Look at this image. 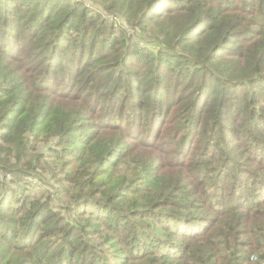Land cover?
<instances>
[{"label": "trees", "instance_id": "trees-1", "mask_svg": "<svg viewBox=\"0 0 264 264\" xmlns=\"http://www.w3.org/2000/svg\"><path fill=\"white\" fill-rule=\"evenodd\" d=\"M0 264H264V0H0Z\"/></svg>", "mask_w": 264, "mask_h": 264}, {"label": "built area", "instance_id": "built-area-1", "mask_svg": "<svg viewBox=\"0 0 264 264\" xmlns=\"http://www.w3.org/2000/svg\"><path fill=\"white\" fill-rule=\"evenodd\" d=\"M252 259H253V260L256 259V256H253Z\"/></svg>", "mask_w": 264, "mask_h": 264}, {"label": "rangeland", "instance_id": "rangeland-1", "mask_svg": "<svg viewBox=\"0 0 264 264\" xmlns=\"http://www.w3.org/2000/svg\"><path fill=\"white\" fill-rule=\"evenodd\" d=\"M40 190V188L38 187V188H36V191H39Z\"/></svg>", "mask_w": 264, "mask_h": 264}]
</instances>
